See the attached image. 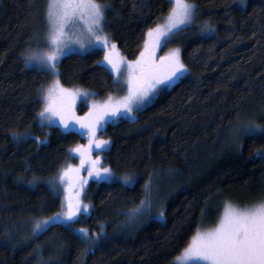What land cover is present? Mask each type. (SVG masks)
<instances>
[{"label": "trees", "instance_id": "obj_1", "mask_svg": "<svg viewBox=\"0 0 264 264\" xmlns=\"http://www.w3.org/2000/svg\"><path fill=\"white\" fill-rule=\"evenodd\" d=\"M45 2L0 0V264H173L197 227L217 222L225 203L264 199V159L257 155L264 153V0H191L194 21L176 34L187 74L134 119L101 125L113 178L89 182V208L70 227L53 223L33 235L34 219L61 212L65 193L49 181L79 165L72 149L86 142L80 131L47 126L37 115L39 89L52 78L26 65L21 53L40 33ZM99 2L111 5L106 29L128 60L171 7L168 0ZM209 24L213 31H203ZM103 56L102 49L64 56L62 84L95 93L97 102L115 93L113 73L97 63ZM24 132L31 135L13 139ZM125 175L134 182L126 184ZM146 182L150 193L161 190L147 215L130 217ZM81 228L89 230L87 245Z\"/></svg>", "mask_w": 264, "mask_h": 264}, {"label": "snow or ice", "instance_id": "obj_2", "mask_svg": "<svg viewBox=\"0 0 264 264\" xmlns=\"http://www.w3.org/2000/svg\"><path fill=\"white\" fill-rule=\"evenodd\" d=\"M171 5L163 23H157L155 27L147 29L143 48L135 60L124 63V58L118 54L117 45L110 40V35L105 31V13L111 5H105L99 0H46L44 5L45 30L37 32L34 39L37 46L28 48L21 55L25 57L26 65L35 64L38 71L46 72L52 79L47 86L39 89L42 108L38 112L41 122H58L65 129L74 127L70 121L75 120L83 128L88 130L89 143L77 145L73 152H78L81 158V166L85 163V157L89 156L92 146L103 150L108 145L107 140H96V127L106 118L116 117L118 114H127L134 117L135 111L147 103L156 91L170 86L175 80L187 74L188 69L181 59L180 48H172L163 55L156 57V50L171 42V38L194 20L197 5L191 0H168ZM241 4L245 0H240ZM135 7V5H134ZM77 20L85 22L87 39L82 34H71L68 26ZM214 26L209 24L203 26V31L211 32ZM69 41L79 45L81 49L100 45L104 50V56L97 63L116 73L115 83L124 87L122 96L114 97L111 94L107 99L97 102L92 101L91 107L84 116H77L73 110V103L78 95L85 98L94 96L83 89L65 88L60 81L58 65L62 56L68 55L72 48ZM42 42V43H41ZM126 73V74H125ZM162 85V88H158ZM245 129L251 131V123L244 125ZM31 135L28 132L13 133V139L21 140ZM38 139V138H37ZM257 155L264 159V153ZM100 157L91 160L89 174H95L98 179L111 180L112 172L108 167H97ZM79 166L68 164L57 177L52 178L49 184L53 190L65 193L72 184L65 183V177L72 180L78 176ZM36 177L30 183H34ZM126 184L133 183L131 176L122 177ZM59 180V183H57ZM84 181L81 180V184ZM145 198L140 204L131 209L130 217L147 215L153 201L150 196V184H145ZM66 201V207L65 202ZM61 203V212L50 217L36 218L32 224V234L40 235L53 223H63L69 226L74 222L78 213L87 212L89 205L82 202L80 192L74 195H66ZM161 221L164 219V210L158 213ZM205 215V209L201 210V216ZM82 243L89 244V230L78 229ZM173 264H264V201L256 204L236 207L226 203L223 216L214 227L201 229L196 228L189 242L183 247L179 254L174 257Z\"/></svg>", "mask_w": 264, "mask_h": 264}, {"label": "rangeland", "instance_id": "obj_3", "mask_svg": "<svg viewBox=\"0 0 264 264\" xmlns=\"http://www.w3.org/2000/svg\"><path fill=\"white\" fill-rule=\"evenodd\" d=\"M167 16V15H166ZM165 16V17H166ZM165 17L162 19V21L160 23H163L164 22V19ZM195 18V17H194ZM194 21V20H193ZM193 23V22H192ZM189 24L187 25L186 27H184L183 29L189 27L192 25ZM104 24H105V31L107 32V29H106V13H105V20H104ZM69 28V32L73 35L75 34H82L85 38V40L87 39V33H86V25H85V22L84 21H81V20H77L74 24H71L68 26ZM40 33H43L44 30H45V20L42 22V27H40ZM108 33V32H107ZM178 33V32H177ZM176 33V34H177ZM35 36V35H34ZM110 40L113 41L110 37ZM179 39L176 37V35H174L172 38H171V42L168 43L166 46H163L161 48H158L156 50V57L158 58L159 56H163L165 55L169 49H172V48H176V47H179L180 50H181V44L179 43ZM42 43V42H41ZM117 45V44H116ZM37 46V41L34 39L33 42H32V45L31 47L34 48ZM69 47L72 48V51L69 53H86V52H89V51H92L94 49H102L103 48L100 46V45H96L95 47H91V48H85V49H81L79 47V45L75 44L73 41H69ZM117 49H118V54L120 56H122L124 58V63L126 64L127 61H129L122 53V51L120 50V48L118 47L117 45ZM180 55H181V52H180ZM66 56V55H65ZM64 56H62L60 58V62L61 60L63 59ZM135 60V59H134ZM60 64V63H59ZM28 66L30 67H36L37 66L33 63V64H29ZM58 68H59V65H58ZM108 69H110V66H107ZM113 73V72H112ZM126 74V73H125ZM114 75V78H116L117 74L116 73H113ZM183 76H181L180 78H182ZM179 78V79H180ZM179 79L175 80L171 85H173L175 82H177ZM61 81V80H60ZM62 83V82H61ZM170 85V86H171ZM65 88H69V89H76V88H79V87H68V86H65L63 85ZM117 86V89H116V92L112 94V96L114 97H117V96H122L124 95V92H125V88L124 87H121V86ZM168 86V87H170ZM158 88H162L163 86L162 85H158L157 86ZM79 89H83V88H79ZM83 90H86V89H83ZM88 91V90H86ZM89 93H92L90 91H88ZM159 93V91H156L154 95H152L151 99L145 103L144 105H142L141 107L145 106L146 104L150 103L155 97L156 95ZM107 99V98H106ZM97 101L95 100V98L93 96H90L88 98H85L82 94L81 95H78L76 96L75 100H74V103L72 105L73 107V110L75 112V114L77 116H84V114L86 112H88L89 108L91 107V102L92 101ZM105 100V99H104ZM82 104L83 105H87V108L82 110ZM140 107V108H141ZM118 117H123V118H130L131 116L127 115V114H118L116 117H110V118H106L105 120L101 121L100 124L96 127V136L94 139L96 140H100L101 138L99 137V130H100V127L102 124L106 123V122H109V121H112ZM57 120L56 123H49L48 121H44L43 124L47 125V126H54V125H57L59 126L63 131H71V130H75V131H80L81 133H83L84 137L86 138V142L84 144H81V145H85L87 146L88 143H89V135H88V130L86 128H83L79 123H77L75 120H72L70 121V123L72 125H74V127L70 128V129H65L64 125L63 124H60L58 122V118H55ZM107 146H105L103 148V150H100V149H96L95 146L93 145L92 146V150L89 154V156H86L85 157V163L81 166V158H80V154L78 152H74L75 156H77L79 158V173H78V176L74 177L72 180H69L68 177H65V183L66 184H72L73 186L72 187H69L68 188V192L65 193V196L66 195H74L75 192L79 191L80 192V199L82 200V202H84V189L85 187L89 184L90 181L92 180H96L98 179L96 177V175L93 173V174H89V167L91 166V160L92 159H95V157L99 156L100 157V160L98 161V164H97V167H105V161H104V157H105V153L104 151L106 150ZM168 176V175H167ZM113 178V176H112ZM160 179H163V177H160ZM81 180L84 181L83 184H81ZM159 190H161V188L158 186L156 187V189H151V193H150V196H151V199L153 201V204H154V197L159 194ZM154 191L156 192V194L154 193ZM261 201H264V199L260 200V201H257L255 203H252V204H249V205H239L238 203H235V202H227V203H231L232 205L236 206V207H239V208H243L245 206H250V205H253V204H256L258 202H261ZM226 205V203H225ZM224 209H225V206L223 207V209H221V213H220V216H219V219L223 216V213H224ZM219 219L217 220L216 223H218ZM215 224L213 225H207V226H203L201 229H205V228H210V227H214Z\"/></svg>", "mask_w": 264, "mask_h": 264}]
</instances>
